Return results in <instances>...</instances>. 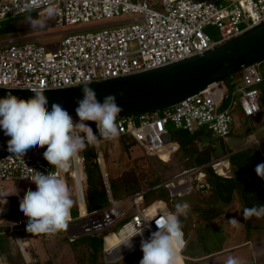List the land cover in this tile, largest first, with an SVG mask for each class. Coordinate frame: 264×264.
<instances>
[{
    "label": "built area",
    "instance_id": "obj_1",
    "mask_svg": "<svg viewBox=\"0 0 264 264\" xmlns=\"http://www.w3.org/2000/svg\"><path fill=\"white\" fill-rule=\"evenodd\" d=\"M160 2L162 11L152 9L144 0H0V20L28 13L46 14L50 6L57 8L52 16L56 27L117 20L95 32H81L84 29L63 32L60 41L51 45H43L37 40L23 44L12 39L0 42V86L7 87L0 88L61 90L139 74L201 55L264 23V0ZM97 28L100 26L88 29ZM206 29H214L218 38L212 39ZM263 63L244 68L238 79H231L233 91L229 95L226 84H217L171 108L117 118L118 141L128 138L140 146L145 155L152 157L163 155L172 144L177 147L175 142L169 141V126L190 133L205 128L215 138L228 137L234 125L235 97H238V108L244 118L253 119L261 112L259 87L264 79ZM227 100L229 103L221 109ZM72 117L78 120L76 115ZM85 123L98 135L95 122ZM10 138L0 130V235H10L23 256L27 243L21 234H31L26 231L28 218L18 220L9 216L11 204L2 196V184L30 182L36 171L45 175L52 171L64 182L66 178L72 182L79 215L70 220L64 231L70 242L107 231L130 214L129 220L115 234L121 244L134 233L140 231L141 234L132 237L130 250L111 262L133 253L141 246V242L135 243V239L157 231L155 220L167 214L166 210H154V204L144 205V192L114 202L106 182L109 205L88 212L83 195L85 159L82 152L71 162V170L62 171L53 168L43 158L47 146L30 148L24 156L15 155L7 150ZM104 142L113 141L101 139L97 146H90L99 166L103 162L100 145ZM217 165L219 163L214 167ZM76 173L80 176L79 183ZM190 175H195L198 186L202 187L205 177L202 167L195 166L179 176ZM165 187L171 190L169 197L173 198L189 194L193 185L187 179L185 182L172 181ZM80 203L84 213L80 211ZM104 253L107 258L108 251L104 249ZM0 264H7L3 254H0Z\"/></svg>",
    "mask_w": 264,
    "mask_h": 264
},
{
    "label": "clouds",
    "instance_id": "obj_2",
    "mask_svg": "<svg viewBox=\"0 0 264 264\" xmlns=\"http://www.w3.org/2000/svg\"><path fill=\"white\" fill-rule=\"evenodd\" d=\"M56 12L57 8L50 6L46 15L50 18ZM28 21L33 27L45 26L43 19H34L30 14ZM30 90L35 95L27 100L18 99L10 92L5 98H0V130H3L5 136L11 137L7 141L10 153L24 156L30 148L47 146L43 158L53 168L67 171L81 152L90 146H97L101 139L118 140L120 132L117 116L122 108L117 103V95L122 97L123 91L105 95L100 100L93 88L84 85L81 89L82 97L74 99L77 105L75 114L78 117V120H74L61 103L52 102L51 111H48L49 100L44 89ZM87 121L95 122L98 135L85 123ZM255 172L264 180V163L258 164ZM29 180L36 185V190H28L19 204L20 211L28 218L26 231L47 235L65 231L74 204L66 183L52 171L47 175L36 171ZM189 209L187 202L178 203L174 212H168L155 220L158 230L149 239L141 240L143 257L139 264H177L178 249L183 245L180 217L186 215ZM253 216L264 217V204L244 209L243 220ZM229 223L238 226L240 221L232 218ZM138 234H141L140 231L128 237L124 244L131 247L132 237ZM227 264H240V261L229 257Z\"/></svg>",
    "mask_w": 264,
    "mask_h": 264
},
{
    "label": "rangeland",
    "instance_id": "obj_3",
    "mask_svg": "<svg viewBox=\"0 0 264 264\" xmlns=\"http://www.w3.org/2000/svg\"><path fill=\"white\" fill-rule=\"evenodd\" d=\"M133 1H143V0H133ZM146 1L152 9L162 11V6L160 0H144ZM34 19H43L45 26L43 28L36 26L33 27L29 21L28 16L21 17L14 20V32L11 35H0V42L6 41L8 39L16 40L20 42V44L26 43L30 40H37L39 43L43 45H51L53 43H57L60 41L62 35L61 33L67 32L71 33L73 31L84 29L81 32H95L104 29V25L108 23L116 22L117 20H112L109 22H100V23H90L86 25H78L74 27H55L52 17H47L46 14H37L31 16ZM7 19V18H6ZM4 19V20H6ZM3 19L0 20V26L3 24ZM92 26H100L97 29H88ZM87 29V30H86ZM205 32L212 39L218 38V33L214 29H206ZM262 70L264 71V63L262 65ZM239 74L235 75V78L238 79ZM225 84V82H223ZM228 84L233 85L230 80L227 82ZM217 86H222L220 83ZM228 95L232 93L233 87L228 88ZM230 100H227L221 107V109L225 108ZM235 101L237 103V107L234 112V125L231 134L227 137V139H222L225 146L229 150H236L242 148H253L258 151L264 150V107H261L262 111L260 113V117L256 120L244 118L238 108V97H235ZM174 130L170 126L168 127V131L171 132ZM124 139V138H123ZM258 142V144H256ZM125 140L118 141L115 140L111 142H104L100 145V150L103 154V169L100 167V171L103 178V187L105 188L104 182L110 188V181L122 179L124 176H134L141 188L143 190H159L158 193L164 194V200H167L166 195H170L171 190L166 188L165 186L170 182H180L187 181L190 179L192 181L193 188L189 196H194V198H202L205 199L208 197L207 192H203L201 190H197L198 182L195 180V175L187 176H179L182 172L187 171L191 168H187L182 166L176 155L177 147L172 144L163 155L160 156H152L148 157L144 154L143 150L137 144L130 147L128 151L125 150L124 144ZM256 144V145H253ZM90 147L87 148V150ZM85 150V151H87ZM87 155V154H86ZM89 155V154H88ZM222 158L213 161V169L217 174L221 173L220 165L214 167V164L220 162ZM71 170V167L69 168ZM179 176V177H177ZM177 177V178H175ZM176 180H175V179ZM159 179L158 185H151L153 182ZM65 183L71 193V198L74 201L73 207L71 209V219L78 218V208L76 204V200L74 197V189L72 187V182L69 178H66ZM176 184V183H175ZM3 198L9 200L11 207V214L9 215L13 219H25V216L20 211L19 204L22 197L28 190L35 191L36 185L32 182H6L3 183ZM160 186L159 188H156ZM174 195V193H173ZM186 195V196H188ZM134 196V195H133ZM185 197V196H184ZM183 198V197H182ZM143 200V204H144ZM190 205V202H187ZM145 205V204H144ZM191 206V205H190ZM175 209V207H174ZM223 216L213 222V226L219 228L222 233H224L226 237V243L223 247V251L220 255H214V257L201 258L200 261L197 260H188L186 258H180V252L187 245V242H190L193 238V230H195L197 226L196 219L198 218L193 209L190 207L186 215H182L181 221L185 228V237L183 239V245L179 248L178 251V260L180 263L177 264H227L229 257L235 258L240 261V264H264V220H243L240 219L241 215L243 216L242 209L240 205L234 199L231 204L223 207ZM227 213L232 214L237 220L240 221L238 226H233L229 223L230 219H227ZM228 214V215H229ZM231 217V215H229ZM130 214H128L122 221L118 223L117 227L127 220H129ZM115 229L109 230L104 235L109 233H116ZM66 234L64 231L57 234V237L53 240L48 239L47 237L41 236V234H28L22 233V240L26 241L29 247L34 248L39 254L37 255L40 262H45L49 254L45 253L47 247L52 248L53 245L62 246L67 249V243L65 242ZM28 247V248H29ZM18 248V247H17ZM140 249L134 251V253H130V255L126 256L127 261L122 262L121 259L118 258L117 261L110 262L109 264H119L121 261L122 264H131L132 261L136 262L137 260L142 259V251L141 246ZM225 251V252H224ZM44 252V253H43ZM219 254V253H218ZM221 254L223 256H221ZM121 254L118 252H114L108 256L107 261H111L119 257ZM25 257L28 255L25 253ZM218 256V257H216ZM221 256V257H219ZM112 257V258H111ZM103 259V260H104Z\"/></svg>",
    "mask_w": 264,
    "mask_h": 264
},
{
    "label": "trees",
    "instance_id": "obj_4",
    "mask_svg": "<svg viewBox=\"0 0 264 264\" xmlns=\"http://www.w3.org/2000/svg\"><path fill=\"white\" fill-rule=\"evenodd\" d=\"M29 14L31 16L37 15L36 13H28L22 16H6L3 18V20L7 19L0 26V35L13 34L14 20L29 16ZM233 78L235 76L225 79V84ZM231 87L233 85L228 84L227 89ZM259 89L261 109V107H264V79ZM168 138L169 141L177 144L176 155L182 166L187 168L195 166L202 167V171L205 174L204 183L202 187L197 186V190L207 192L208 197L205 199H197L187 194L188 196L183 195L170 198L167 194V200L165 201L163 192L158 193L159 190L154 189L143 190L133 175H126L122 179L110 181L111 197L114 202H118L127 197L144 192L143 200L146 206L162 203L167 213L174 212V207L178 203L190 202V207L198 217L196 219L197 226L193 230V238L190 242H187V245L182 249L180 255L190 260H197L221 253L224 250L223 247L226 243V237L219 228L213 226V222L224 215L222 211L223 207L231 204L235 197L242 212L245 208L264 204V180L258 177L255 172L256 166L264 163V155L253 148H245L233 152L225 146L222 139L213 137L205 128L198 129L192 133L184 130L168 131ZM122 140L126 141L124 144L126 151L135 144L134 141L128 138H122ZM82 154L85 159L83 170L84 201L87 211L92 212L107 207L109 201L105 188L103 187V178L100 167L96 162L94 150L89 148L87 151H83ZM220 158H223L229 164L233 172L230 177H224L214 171L212 167L213 161ZM159 182V179H156L151 185H158ZM80 207L83 213L82 204ZM251 218L264 220V217L257 218L253 216ZM117 225L109 230L115 229L117 231L123 223L120 227L116 228ZM109 230L100 234L80 238L74 242L68 241L67 237L65 238L64 236L74 264H105L103 261V236ZM182 231L183 239H186L184 225ZM45 235L41 234L43 237ZM55 236L57 237V234L50 235L53 239ZM60 247L57 246V248ZM0 254L5 255L7 264H25L20 251L10 235H0ZM56 255L52 254L44 264H58L56 262ZM37 263L35 262V264ZM30 264H34V262Z\"/></svg>",
    "mask_w": 264,
    "mask_h": 264
},
{
    "label": "water",
    "instance_id": "obj_5",
    "mask_svg": "<svg viewBox=\"0 0 264 264\" xmlns=\"http://www.w3.org/2000/svg\"><path fill=\"white\" fill-rule=\"evenodd\" d=\"M264 62V23L226 44L180 62L169 64L143 73L110 79L89 87L102 100L105 95L117 94V103L122 108L117 118L136 116L173 107L182 100L223 83L225 79L239 74L244 68ZM83 86L45 90L51 103H61L70 115L75 114L74 99L82 97ZM18 99H29L35 94L30 90L0 88V98L8 93ZM148 239L150 234H148ZM105 262L109 264L111 261Z\"/></svg>",
    "mask_w": 264,
    "mask_h": 264
},
{
    "label": "crops",
    "instance_id": "obj_6",
    "mask_svg": "<svg viewBox=\"0 0 264 264\" xmlns=\"http://www.w3.org/2000/svg\"><path fill=\"white\" fill-rule=\"evenodd\" d=\"M262 111V110H261ZM261 113V112H260ZM260 117V114L257 116V117H255V118H253L254 120H256V119H258ZM233 130V129H232ZM232 132V131H231ZM231 134V133H230ZM224 139H227V137L226 138H224ZM257 144V143H256ZM256 144H253V145H256ZM242 149H245V148H242ZM242 149H236V150H232L233 152H236V151H239V150H242ZM263 155H264V150L263 151H261V150H259ZM217 163H219V165H220V170H221V173L219 174V175H222V176H224V177H230L232 174H233V172H232V170L230 169V167H229V164L225 161V160H223V158H222V160L220 161V162H217ZM102 169H103V167H102ZM80 177V176H79ZM76 178V181H77V183H79V180H80V178ZM235 200H236V202H237V199H236V197H235ZM238 203V202H237ZM80 206H81V204H80ZM154 209H156V210H158L159 208H161L162 210H164V206L162 205V203H155L154 204V207H153ZM82 210L84 211V209H83V205H82ZM80 211H81V207H80ZM82 213V212H81ZM242 214H243V212H241ZM229 213H227L226 215H227V219H232V218H235V217H233L232 216V214H229V215H231V217L228 215ZM240 219H243V216L241 215V218ZM250 219H253V218H250ZM253 220H256V219H253ZM47 235V234H46ZM48 239H51V240H53V237H50V235L47 237ZM104 241V240H103ZM29 245H27V250H26V254L28 255V257H25V256H23L22 254H21V256H22V259H23V261H24V263L25 264H30L31 262H34V264H35V262H38L37 264H44V262H40V259H38V257H37V255L39 256V254H41V253H38L34 248H31V247H29ZM140 247V246H139ZM137 248V249H140V248ZM46 249V251H45V253H47V254H49V257H51L52 256V254L54 255V254H57L56 255V262L58 263V264H74V262H73V260L71 259V255H70V250H69V248H68V246H67V249H65L64 247H60V248H57V246L56 245H53V247L52 248H50V247H47V248H45ZM104 249H105V247H104V242H103V252H104ZM136 249V250H137ZM135 250V251H136ZM178 251H179V249H178ZM111 253L112 252H117L115 249H112L111 251H110ZM225 252V251H224ZM44 253V252H43ZM134 253V252H133ZM132 254V253H131ZM104 255H105V253H104ZM128 255H130V254H128ZM128 255H126V256H128ZM142 255V257H143V253L141 254ZM217 255H220V253L219 254H217ZM126 256H124L122 259H121V261L122 262H124V261H127L126 259L127 258H125ZM212 257H214V255H211ZM211 256H208V257H211ZM221 256H223L222 254H221ZM221 256H219V257H221ZM49 257H47V259L49 258ZM183 258L184 256H181L180 255V258ZM216 257H218V256H216ZM184 258H186V259H188V260H190L189 258H187V257H184ZM205 258H207V257H205ZM46 259V260H47ZM103 259H104V256H103ZM201 259H197V261H200ZM104 261V263L105 264H107L106 262H105V259L103 260ZM119 262V264H122V262ZM139 261L140 260H137L136 262H134V260L132 261V263L131 264H139ZM191 261V260H190ZM193 261V260H192ZM177 263H180L179 262V260H177ZM129 264V263H128Z\"/></svg>",
    "mask_w": 264,
    "mask_h": 264
},
{
    "label": "bare ground",
    "instance_id": "obj_7",
    "mask_svg": "<svg viewBox=\"0 0 264 264\" xmlns=\"http://www.w3.org/2000/svg\"><path fill=\"white\" fill-rule=\"evenodd\" d=\"M214 86L215 85H212L210 87H214ZM102 167H103V163H101V168ZM78 177H79V174L76 173L75 178H78ZM154 210H156V209H154ZM158 210H162V209L159 208ZM148 237H149L148 235H143L141 238H136L135 243H140L142 239L147 240ZM103 240H104L103 242H104L105 250L108 251L109 255L114 253V252H112V253L110 252L112 249H115L118 253L123 255L125 253V251H127V249L130 250L132 248V246L128 247L125 244H121L120 238L115 233H109V234L104 235ZM124 243H126V241ZM107 259H108V257H107Z\"/></svg>",
    "mask_w": 264,
    "mask_h": 264
}]
</instances>
